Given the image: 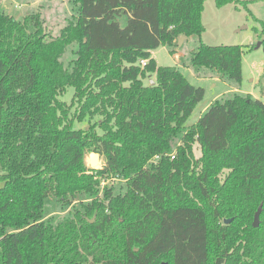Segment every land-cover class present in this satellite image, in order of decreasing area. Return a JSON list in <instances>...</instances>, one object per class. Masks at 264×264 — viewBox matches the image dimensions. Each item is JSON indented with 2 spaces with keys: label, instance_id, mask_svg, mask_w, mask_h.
<instances>
[{
  "label": "trees",
  "instance_id": "16d2710c",
  "mask_svg": "<svg viewBox=\"0 0 264 264\" xmlns=\"http://www.w3.org/2000/svg\"><path fill=\"white\" fill-rule=\"evenodd\" d=\"M70 1L58 34L0 4V264H264V101L233 89L188 125L206 88L152 53L201 38L206 0ZM245 52L201 40L188 67L240 88Z\"/></svg>",
  "mask_w": 264,
  "mask_h": 264
},
{
  "label": "rangeland",
  "instance_id": "374dc122",
  "mask_svg": "<svg viewBox=\"0 0 264 264\" xmlns=\"http://www.w3.org/2000/svg\"><path fill=\"white\" fill-rule=\"evenodd\" d=\"M36 2V3H35ZM0 4L9 13L22 17L27 10L41 8L51 30L59 33L62 25H65L67 17L77 15V8L70 0H0ZM249 7L245 8L240 5L237 8L236 4L230 2L225 6L219 7L216 0H206L205 9L203 12V23L205 31L200 38L198 35L192 36L185 40L177 47V53L169 52L166 46L160 47L154 51L155 57L160 65H177L189 80L196 86L201 85L206 88L205 96L198 102L197 107L187 119L188 125L196 124L203 111L215 100L216 97L229 94L235 89V83H231L228 78H221L219 80H207L198 78L193 75V69L188 67L192 57V51L197 48L201 40L208 45L220 44H241L244 46L246 52L243 56V80L241 82L240 90L252 93L254 96L262 97L264 94V50L262 47L250 48L253 44L261 42L258 33L255 32L254 26L257 25L255 17L264 19V2L261 0L251 1ZM252 13V14H251ZM126 23V20L124 21ZM253 40V41H252ZM253 42V43H252ZM71 46L64 54V62L69 64L74 57ZM148 81L146 78L145 82ZM75 89L68 87L67 91L61 97L71 102L74 96ZM89 118L83 120H75L74 128H87ZM195 152L200 156V149L196 148ZM87 163L89 165V157ZM104 163V158H103ZM119 179L112 181H105V184L117 183ZM59 204L53 197H49L46 201L45 209L47 211H58Z\"/></svg>",
  "mask_w": 264,
  "mask_h": 264
},
{
  "label": "water",
  "instance_id": "95a60500",
  "mask_svg": "<svg viewBox=\"0 0 264 264\" xmlns=\"http://www.w3.org/2000/svg\"><path fill=\"white\" fill-rule=\"evenodd\" d=\"M186 39V35L184 34H181L179 36V39H178V44L179 46L183 43V41ZM261 45V42H259L256 47H259ZM151 83L153 84L154 83V80H151ZM89 157V166L90 168L94 169V170H98V168H101L102 165H103V157L101 155V153L99 151H92L89 153L88 155ZM261 210H262V207H260L258 209V211L256 212L255 214V217H254V225L255 226H259L260 225V213H261ZM92 221H94V219H92Z\"/></svg>",
  "mask_w": 264,
  "mask_h": 264
},
{
  "label": "crops",
  "instance_id": "0c3cea01",
  "mask_svg": "<svg viewBox=\"0 0 264 264\" xmlns=\"http://www.w3.org/2000/svg\"><path fill=\"white\" fill-rule=\"evenodd\" d=\"M253 1H257V0H253ZM261 1H263L264 2V0H261ZM36 3V2H35ZM262 17V16H261ZM261 17H259L260 19H262V20H264L263 18H261ZM187 39H189V37L188 36H186V39L185 40H187ZM184 40V41H185ZM183 41V42H184ZM253 41V40H252ZM253 43V42H252ZM261 46V45H260ZM259 46V47H260ZM258 47V48H259ZM153 53V56L155 57V54H154V51L152 52ZM156 58V57H155ZM157 60V59H156ZM264 65V64H263ZM263 72H264V67H263ZM193 73V75L195 76V74H194V72H192ZM198 78H202V79H207V80H213V81H215V80H219V79H221L220 77H217V76H215V77H198ZM235 89H237V90H240L239 88H235ZM240 91H242V90H240ZM242 92H244V91H242ZM247 93V92H246ZM255 97H257V98H259L260 100H262V101H264V94H263V96L262 97H260V96H255Z\"/></svg>",
  "mask_w": 264,
  "mask_h": 264
},
{
  "label": "built area",
  "instance_id": "2783aa9c",
  "mask_svg": "<svg viewBox=\"0 0 264 264\" xmlns=\"http://www.w3.org/2000/svg\"><path fill=\"white\" fill-rule=\"evenodd\" d=\"M146 61H147V59L146 60H142L141 63L142 64H146Z\"/></svg>",
  "mask_w": 264,
  "mask_h": 264
}]
</instances>
